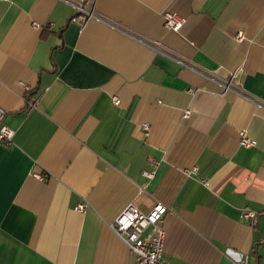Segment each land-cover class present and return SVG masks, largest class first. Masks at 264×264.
I'll use <instances>...</instances> for the list:
<instances>
[{
	"label": "crops",
	"instance_id": "1",
	"mask_svg": "<svg viewBox=\"0 0 264 264\" xmlns=\"http://www.w3.org/2000/svg\"><path fill=\"white\" fill-rule=\"evenodd\" d=\"M0 107V264H134L156 202L166 264H264V0H0Z\"/></svg>",
	"mask_w": 264,
	"mask_h": 264
},
{
	"label": "built area",
	"instance_id": "2",
	"mask_svg": "<svg viewBox=\"0 0 264 264\" xmlns=\"http://www.w3.org/2000/svg\"><path fill=\"white\" fill-rule=\"evenodd\" d=\"M74 7L76 16L73 21L82 24L95 17L92 4L79 1L75 2ZM162 17L164 29L173 33H178L185 23L184 18L175 13L164 12ZM237 38L241 39V34ZM113 103L117 105L119 100L113 98ZM188 114L189 112L186 111L185 116L187 117ZM4 120L5 111L0 107V146H9L12 144L14 131L5 124ZM144 129L147 131L148 126H144ZM238 144L245 149L256 146L255 140L250 139L244 131L239 132ZM157 165L158 162L152 160L150 168L142 172L143 177L148 180L152 179ZM35 177L41 179L40 175H35ZM83 209L82 204L74 208L77 212H82ZM170 213L171 210L160 202L154 203L148 213H143L129 204L114 219L110 226L111 230L132 254L134 264H166L162 257L164 243L162 222ZM242 216L248 224L253 225L257 213L246 210Z\"/></svg>",
	"mask_w": 264,
	"mask_h": 264
},
{
	"label": "trees",
	"instance_id": "3",
	"mask_svg": "<svg viewBox=\"0 0 264 264\" xmlns=\"http://www.w3.org/2000/svg\"><path fill=\"white\" fill-rule=\"evenodd\" d=\"M262 213H263V212L257 213V217H256V219H257ZM256 219H255L253 225H255V223H256Z\"/></svg>",
	"mask_w": 264,
	"mask_h": 264
}]
</instances>
